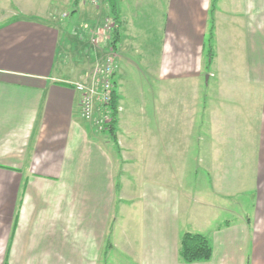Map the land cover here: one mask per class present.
<instances>
[{
	"label": "crops",
	"instance_id": "crops-1",
	"mask_svg": "<svg viewBox=\"0 0 264 264\" xmlns=\"http://www.w3.org/2000/svg\"><path fill=\"white\" fill-rule=\"evenodd\" d=\"M24 2L39 8L0 11V258L91 264L118 241L135 264H185L179 239L196 232L212 253L190 264H264V0H114L115 37L97 44L107 0L103 20L83 21L77 0ZM103 53L116 63L114 142L74 87ZM126 70L145 103L143 88L126 94ZM177 110L203 139H175ZM116 201L135 205L137 235L125 222L113 237Z\"/></svg>",
	"mask_w": 264,
	"mask_h": 264
},
{
	"label": "rangeland",
	"instance_id": "rangeland-1",
	"mask_svg": "<svg viewBox=\"0 0 264 264\" xmlns=\"http://www.w3.org/2000/svg\"><path fill=\"white\" fill-rule=\"evenodd\" d=\"M23 1L24 0H19V1L16 0L17 5H15V3H13L12 0H11V2H10V0H0V11L9 10V9L19 10V8L16 6H19L21 8V10L26 9V10H30V11H31V9L37 10L39 8L38 6H34L32 8V6H30L26 2L23 3ZM56 1L58 3L59 0H56ZM77 1H78L77 7H79V11H81L79 13L80 16H82V12L85 13L87 16L90 11H96L97 13L101 14L100 17L103 20V16L105 14H104V10H102L101 8L104 5V0H100L96 5H93L90 0H77ZM68 4H70V3H67L66 7H64L63 10H67V11H68V9L72 10L74 8L75 2H74V0H71V6H69V7H68ZM144 11H145V13L150 12L147 8H145ZM86 16H82V21L84 20V17H86ZM110 18H112V17L110 16ZM115 26H117L116 23H115ZM109 35L102 37V39L107 38V40L109 39V41H110L111 36H109ZM75 37L76 36H74V38ZM142 37L143 36H140V40H139V43L141 46L144 45V42L141 40ZM148 37L151 41V44L155 45L153 47H157L158 46L157 40L159 39L157 34H152V32H150ZM70 40L71 39H69V41ZM73 43H74V41H73ZM70 44H72V41H70ZM155 52H156L155 50L152 52L146 50V51H144V55H142V56L143 57L146 56L147 59L151 62V60H153L155 58ZM103 55H104V53H103ZM107 56H108V54L106 53L104 55L105 58L104 59L102 58V60H99V63H97V65L103 63L105 61V59L107 58ZM140 67H143V65H140ZM129 72H131V73H129ZM114 75H115V71H114ZM115 78L117 81L116 76H115ZM124 79H125L126 94H127V92H132L133 90L138 89V88L144 89V103H145V97L147 94V92L145 90L146 83H144L138 76L134 75V72L128 71V70L125 71ZM113 82H114V78H113ZM116 87H117L118 93L124 92L118 86H116ZM124 94H125V92H124ZM122 99L125 101V104H128V106L130 108H132V107L137 108L134 104L131 103V102H134L137 100L131 99L128 96L125 97V95L122 96ZM147 108L149 109V106ZM148 109H147L148 115L150 116V113H152V111L150 112V110H148ZM130 111H132V110H130ZM190 117L195 119L196 122H199V116L195 115V116H190ZM187 118L188 117L186 115H183V110H177L176 124H177V127L179 129L175 132V136H174L175 139L176 140H186V139L198 140L200 138L203 139V129L201 130V128L198 130H195V132L183 130L182 126H183V123L186 122ZM149 126L152 128V125H149ZM202 127H203V125H202ZM138 133H140V132H138ZM143 133L145 135H147L148 131H144ZM150 133H152V132H150ZM139 220H140V216H139L138 212L136 211L135 205L128 204V209H127L126 207H124V205H121V202L116 201V204L113 208L112 225H113V227H116L115 229H116L117 234L116 235L113 234V237L117 236V238L120 239V234L118 235V233H119L118 224H120V223L124 224L125 222H126L125 227L126 228L128 227L127 231H126V237L137 235L136 233L140 229ZM0 249H1V245H0ZM53 250L54 249H52V251ZM66 251L71 252V249H65L64 252H66ZM80 253H82V252H80V249H79V255H80ZM50 255L51 254L49 253L48 256H50ZM58 259L61 261V264H63V261H70L71 256H70V254H68L65 257H61L60 255H56V256L47 258V260L43 259V261H44V264H58L59 263ZM90 261H92L91 264H135L134 258L132 256H129L128 254H126V251L122 248V244L119 243L118 241H117V245L115 248H111L109 245H106L105 247L101 245V250L97 253V256L92 258ZM40 262H41L40 258L39 259L30 258L27 260H9V259L0 258V264H25V263L26 264H41Z\"/></svg>",
	"mask_w": 264,
	"mask_h": 264
},
{
	"label": "built area",
	"instance_id": "built-area-1",
	"mask_svg": "<svg viewBox=\"0 0 264 264\" xmlns=\"http://www.w3.org/2000/svg\"><path fill=\"white\" fill-rule=\"evenodd\" d=\"M90 1L96 5L100 0ZM114 27V20L107 17L102 26L97 29L93 43H99L102 37L112 32ZM115 69L113 54L109 53L103 63L96 64L90 71L85 72L86 82L74 84L75 89L81 94V115L85 120L91 121L98 132L107 129V124L111 121L109 103L114 88Z\"/></svg>",
	"mask_w": 264,
	"mask_h": 264
},
{
	"label": "trees",
	"instance_id": "trees-1",
	"mask_svg": "<svg viewBox=\"0 0 264 264\" xmlns=\"http://www.w3.org/2000/svg\"><path fill=\"white\" fill-rule=\"evenodd\" d=\"M107 2L112 18L115 21L117 19L115 2L114 0H107ZM116 30L117 26H115L112 31L113 37H115L114 34L116 33ZM109 105L111 121L107 124V129L101 132L107 133L108 137L114 142L115 123L118 114V95L114 88L111 93ZM211 253V243L206 235L196 232H185L181 235L179 239L178 254L183 263L190 264L194 262L208 261L211 257Z\"/></svg>",
	"mask_w": 264,
	"mask_h": 264
}]
</instances>
